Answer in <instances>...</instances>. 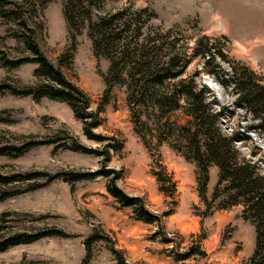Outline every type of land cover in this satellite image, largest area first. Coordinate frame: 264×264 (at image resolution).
<instances>
[{
    "label": "rangeland",
    "instance_id": "374dc122",
    "mask_svg": "<svg viewBox=\"0 0 264 264\" xmlns=\"http://www.w3.org/2000/svg\"><path fill=\"white\" fill-rule=\"evenodd\" d=\"M11 1L21 9H14L12 17H0V50L13 59L27 56L17 35H31L50 62L87 95L89 110L99 112L100 124L93 131L104 140L88 138L83 120L65 101L0 93V146L50 141L19 155H0V174L16 176L14 182L0 184L10 192L0 200V239L14 233L56 232L0 251V264H246L255 228L242 217L241 204L219 208L220 199H212L218 167L208 168L206 207L198 192L195 162L176 147L173 136L163 133L167 137L160 141L146 110L136 104L132 110L127 102L126 86L112 85L104 102L103 76L109 62L93 53L88 19L78 18L80 30L73 39L63 13L68 0H5L3 9H11ZM125 7H146L154 14L144 22L140 38L169 31L170 39L178 40L190 55L196 40L206 36L225 56L214 58L223 72L246 67L264 84V0H100L91 6L90 20ZM21 15L27 19L25 30L17 25ZM36 68L35 62L0 65V83L38 86L42 78ZM209 68L195 57L182 77L193 78L197 88L206 87V99L218 102L215 111L225 107L218 120L222 133H247L250 117L234 106L235 95L206 72ZM164 119L178 125L185 117L176 110ZM248 134L249 140L234 142L235 149L241 158L264 166V136ZM113 141L121 146L106 147ZM76 142L90 151L75 150ZM257 146L261 151L253 156ZM105 168L114 172L106 176ZM60 172L99 174L72 182L64 175L51 178ZM28 173L37 175L25 178ZM112 179L123 193L140 198L156 219H139L138 207L122 205L112 196L107 190Z\"/></svg>",
    "mask_w": 264,
    "mask_h": 264
},
{
    "label": "trees",
    "instance_id": "16d2710c",
    "mask_svg": "<svg viewBox=\"0 0 264 264\" xmlns=\"http://www.w3.org/2000/svg\"><path fill=\"white\" fill-rule=\"evenodd\" d=\"M5 0H0V17H12L14 9L21 6L17 1H11V9H3ZM100 0H68L64 5V16L68 26L69 35L74 39L75 32H79L78 18L88 19L87 34L91 39L93 53L103 56L109 62L107 74L103 76L105 84V98L112 85H124L127 89V102L136 104L146 110L147 118L155 124L160 141L167 135L177 141V148L189 160L195 162L197 167L198 192L200 199L208 207L205 196V185L208 181V168L211 164L219 170L218 185L212 194V199H220L218 207H228L234 204L243 206L242 217L251 222L255 228L254 249L246 264H264V166L252 159L241 158L236 151L234 142L250 139L248 132H255L264 136V84L261 77L255 72L241 67H234V72L225 73L217 63L215 56L225 58L221 49H216L206 36L196 40L190 55L178 40L171 38L170 32L157 35L155 38L146 36L140 38L141 28L146 21L154 16L148 13L146 7L133 11L125 7L121 11L100 16L95 22L90 20L91 6ZM21 28L27 29V19L19 16ZM31 30V28H30ZM32 31V30H31ZM28 50L29 54L20 58H10L0 50V65L13 68L25 62H35L37 68L35 74L42 78L37 86L14 87L11 84L0 83V93L10 92L26 95L38 100L42 96L67 102L73 109L77 118L83 120L84 132L90 139L103 141L104 137L95 133L93 129L100 124L98 111L88 108L89 100L85 93L68 81L60 67L55 66L44 55L36 40L31 35L24 33L17 35ZM75 42V40H74ZM73 44L75 45V43ZM72 45V49L74 47ZM195 57H201L204 65L210 66L206 70L208 74L225 89L235 95L234 106L243 109L250 122L246 125V132L239 131L230 135L224 134L218 127V120L225 107L220 106L218 111L214 106L217 101L206 99L205 86L197 88L193 78L182 77L187 64ZM63 59L59 61L63 64ZM135 105V106H136ZM176 110H182L184 122L175 124L164 119L166 115ZM136 120L139 115H136ZM164 119V120H163ZM138 132V131H137ZM140 134V132H138ZM163 136V137H162ZM114 141V137L112 138ZM111 143L106 147L117 149L121 143ZM50 141H27L23 147L0 146V155H6L11 151L19 155L29 148ZM75 150L90 151L82 148V145L73 146ZM261 149L257 146L251 154L256 156ZM108 154V148L105 149ZM106 156L105 160H108ZM114 171L104 169L106 176ZM97 172H63L51 176H63L66 181L90 179L97 176ZM36 173H28L25 178H32ZM16 180L15 175L0 174V184H9ZM108 192L122 205L138 207V218L146 222H152L156 218L144 207L140 198L126 195L119 189L112 179L107 184ZM10 195V192L0 189V200ZM219 196V197H218ZM142 202V203H141ZM56 232L48 230L35 233H14L0 239V251H4L11 245L32 242L45 235ZM188 252L180 255L185 258ZM119 264H125L122 260Z\"/></svg>",
    "mask_w": 264,
    "mask_h": 264
}]
</instances>
